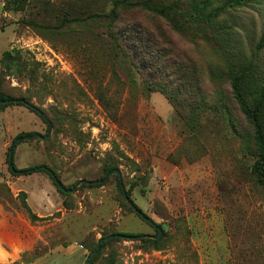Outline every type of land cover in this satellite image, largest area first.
<instances>
[{
    "label": "rangeland",
    "instance_id": "1",
    "mask_svg": "<svg viewBox=\"0 0 264 264\" xmlns=\"http://www.w3.org/2000/svg\"><path fill=\"white\" fill-rule=\"evenodd\" d=\"M115 1L27 0L20 7L0 0V91L35 105L48 120L28 106L0 107V264L45 255L38 264H84L89 246L113 232L139 236L108 242L94 264H264V185L252 170L251 127L235 107L238 135L218 98L230 91L221 51L254 57L264 82V49H255L264 0L223 13L213 28L184 13L200 0H145L179 7L184 15L176 25L143 0H125L110 16ZM133 28L152 33L181 68L168 66L160 76L134 67L126 47ZM117 31L122 40L111 34ZM14 48L26 59L19 69L4 62ZM159 80L178 110L148 88ZM204 95L218 109L204 106L196 139H186L190 129L180 112L188 103L203 108ZM22 131L50 137L19 142L16 167L45 164L67 189L116 166L124 192L116 173L100 185L81 182L65 196L43 171L12 172L8 153ZM23 201L41 218L32 220ZM158 224L166 235L153 242Z\"/></svg>",
    "mask_w": 264,
    "mask_h": 264
},
{
    "label": "trees",
    "instance_id": "2",
    "mask_svg": "<svg viewBox=\"0 0 264 264\" xmlns=\"http://www.w3.org/2000/svg\"><path fill=\"white\" fill-rule=\"evenodd\" d=\"M26 1L27 0H18L19 2L18 5L20 7H24V3ZM124 1L125 0H116L114 2L111 11L109 12V15L116 16L120 5ZM254 2L255 0H226L223 3L217 5L214 0H200L192 3L190 5V8L187 11H184V13H187L198 27H201L202 25H206L213 28L216 25V23L221 21L220 17L223 13L243 6H249L251 4H254ZM138 3H141V5L146 9H150L154 11L156 14L163 16L164 18L172 22L173 25H176L177 22L180 20L181 16L184 15L182 14L183 11H180L179 7L160 6L145 0L139 1ZM213 31L215 33L217 32L216 30ZM133 32L135 33L134 38L131 37L133 38V41L131 43L127 42L126 47L131 49L132 52H134L131 55V60L135 64L134 67H137L139 70H141V72L147 69H151L160 76L166 72L163 71V69L166 70L165 68H167L168 66L172 67L173 65L177 64V66L181 68L183 63H179V61L174 57L173 54L171 55L168 54L166 52V48L164 47V45L152 33L148 32L147 30H140L139 32H136L134 31V28H133ZM111 34L115 35L117 40L118 39L122 40V38L120 37L122 33L117 31V32H112ZM255 49L256 51H260L264 49V28L260 39L255 45ZM15 50L16 49L14 48L11 51H6L4 53V62H8V65L12 64L13 69H19L22 64L25 65L26 59H24L22 55H20L18 52L17 54L14 55ZM221 54L223 55L225 60V68H224L223 76H225L226 81H228L230 85V91L229 94L227 95L230 102V106L227 105V103H225V99L227 98L225 95L218 96L219 106L223 107L222 110L224 111V114L228 116V120L230 121V124L235 128V131L238 135H240L241 133L238 130L237 122L234 120L233 113L235 112L234 111L235 107L239 109V111L244 115L245 119L249 123L251 127L250 135L252 136V145L248 146V150H250V152L253 154L255 158L252 163V170L257 174L258 181L264 185V82L261 77V71L258 68V63L254 57H250L249 59L247 58L238 59L233 55L224 53L223 51H221ZM167 55H169V57L166 58ZM163 58L167 59L166 64ZM212 78L219 79V75L217 73H214L212 74ZM178 79L181 80V77H178ZM184 85L185 83L180 84V86H184ZM148 88L152 90L155 89L160 90L167 97L169 102L178 110V108L176 107L177 105L173 101L171 94L166 90V88H164L162 80H159L157 82L151 81L148 84ZM201 91L202 90L200 89V87L196 86V95L199 96ZM14 98L22 99L21 97H14L11 95H7L4 92L0 91V101L6 99H14ZM201 101L203 103V108H200L199 106L195 107L193 103L190 104L188 103L185 107L184 113L180 112L183 116L182 118L185 121V125L190 129L189 137H187L186 139L189 138L196 139L197 132L200 129V118H201L200 113L202 112V110H204L205 107L206 108L210 107V109L215 111L218 109V106H212L210 103H207L205 95L201 98ZM9 104L27 106L25 103L21 101H17V102H9V103H0V107ZM28 107L30 109L32 108L30 106ZM31 110L43 118V116L39 114L37 111H35L33 108ZM35 134H37L36 131H22L18 133L12 140L10 149L14 147V153H15L16 146L17 144H19V142L24 141L26 137L29 138L34 136ZM8 162H9L10 170L14 173L19 172V173L29 174L37 170L47 173L49 177L52 179L57 189L63 195L65 196L69 195V193L64 191V189L57 183L56 174L47 165L36 164L31 167L20 169L16 167L14 162L13 165L11 166L9 158H8ZM114 168H116V166L108 167L105 175L101 177L100 180L92 182L91 184L100 185L106 182L108 178V174L111 173V171ZM118 181H119L118 184L120 190L122 191L121 182L119 179ZM125 196H127L129 200H131L129 191H126ZM23 202H24L23 206L27 210L32 220H38L41 218L31 210V208L29 207L26 201ZM134 207H137V209L141 211L140 207L135 203H133V208ZM158 227L161 226L158 224ZM165 235H166V231L163 229V233L160 237L163 238ZM106 236L109 237L107 239H103ZM118 236H124L128 238L133 236H139V234L128 233V232H119V233L113 232L109 235L102 236L100 239L103 240L101 241L100 247L97 250L95 257L93 258L90 264H94L96 262L100 254V249L103 246H105L108 242L117 239ZM150 240L153 242H159L161 238L150 239ZM97 243H95L92 246H89L90 251L86 257L84 264L87 263ZM111 262L106 261L107 264Z\"/></svg>",
    "mask_w": 264,
    "mask_h": 264
},
{
    "label": "water",
    "instance_id": "3",
    "mask_svg": "<svg viewBox=\"0 0 264 264\" xmlns=\"http://www.w3.org/2000/svg\"><path fill=\"white\" fill-rule=\"evenodd\" d=\"M17 101H21L23 103H25L27 106H30L32 107L35 111H37L39 114H41L42 116H44V114L35 106V105H32L31 103L25 101L24 99H6V100H1L0 103H8V102H17ZM47 120V119H46ZM48 121V120H47ZM50 135H46V136H43L41 134H36L34 135L33 137H26V139H30V138H44V139H49ZM9 161H10V165L12 166L13 165V162H14V147H12L9 151ZM113 173H116L118 176H119V179L121 181V186H122V189H123V192H124V187H123V184H122V176H121V171L118 169V168H114L110 174H113ZM57 183L62 187V184L61 182L56 179ZM81 182H85V183H92V182H95V181H92V180H86V179H83L81 180ZM80 182V183H81ZM80 183H77L73 188H70V189H66L64 187H62L64 189V191L70 193V192H73L77 189V187L79 186ZM134 209L137 211V213L143 217L145 220L149 221L150 223H154L148 216H146L142 211L138 210L137 207H134ZM163 233V229L161 227H158V233L154 236L155 238H159ZM112 236V235H111ZM109 236H106L104 237L103 239H107ZM103 239H100L95 247V249L92 251L91 255H90V258L88 259L87 263L86 264H90L93 260V258L95 257L96 253H97V250L99 249L100 247V244H101V241Z\"/></svg>",
    "mask_w": 264,
    "mask_h": 264
},
{
    "label": "crops",
    "instance_id": "4",
    "mask_svg": "<svg viewBox=\"0 0 264 264\" xmlns=\"http://www.w3.org/2000/svg\"><path fill=\"white\" fill-rule=\"evenodd\" d=\"M70 246H74V245H69V246L63 247V249L67 250L68 247H70ZM77 246L80 247V248H83V245H81V244H77ZM57 250H58V249H57ZM54 252H56V251H53V253H54ZM81 252H82V251H81ZM71 253H72V252H71ZM71 253H67V252H66V254H71ZM82 253H83V252H82ZM67 257H69V256H67ZM46 258H48V255H45V256H39L34 262H31L30 264H38V262H41V263H42V261L45 260Z\"/></svg>",
    "mask_w": 264,
    "mask_h": 264
},
{
    "label": "bare ground",
    "instance_id": "5",
    "mask_svg": "<svg viewBox=\"0 0 264 264\" xmlns=\"http://www.w3.org/2000/svg\"><path fill=\"white\" fill-rule=\"evenodd\" d=\"M2 253H1V251H0V255H1Z\"/></svg>",
    "mask_w": 264,
    "mask_h": 264
}]
</instances>
